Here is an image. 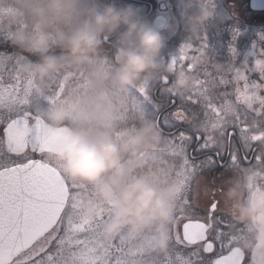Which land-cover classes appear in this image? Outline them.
<instances>
[{
  "label": "snow or ice",
  "instance_id": "obj_1",
  "mask_svg": "<svg viewBox=\"0 0 264 264\" xmlns=\"http://www.w3.org/2000/svg\"><path fill=\"white\" fill-rule=\"evenodd\" d=\"M205 47L204 39L199 46L182 45L169 62L173 70L190 72L195 82L191 94L179 97L181 107L175 112L164 113L148 83L136 87L134 95L111 93L118 128L147 118L158 130L161 126L178 129L160 135V142L149 152L138 154L131 170L132 175L150 171L157 183L171 185L183 208L169 231L168 250L157 264H249L234 243L235 233L243 230L216 214L219 202L215 199L203 212L194 209L189 191L205 169L221 170V183L227 179L225 172L248 171L250 190L264 187V52H256L251 68L242 64L215 71L216 65L193 66ZM24 62L14 52L11 56L0 52V264H142L153 238L145 236L140 248L123 234L103 243L101 228L110 212L85 211L84 203L92 201L94 194L83 185L69 184L59 167L45 158L54 138L45 133L43 117L50 104L71 101L79 94L83 74L57 73L34 80L21 75L19 65ZM249 73H257L259 81ZM162 81V94L177 97L170 90L169 77ZM145 102L151 105L147 114ZM189 112L205 127L203 134L194 132L191 125L180 130L173 124V120L187 122ZM217 134L222 141L219 147ZM230 228L233 234L225 231Z\"/></svg>",
  "mask_w": 264,
  "mask_h": 264
},
{
  "label": "clouds",
  "instance_id": "obj_2",
  "mask_svg": "<svg viewBox=\"0 0 264 264\" xmlns=\"http://www.w3.org/2000/svg\"><path fill=\"white\" fill-rule=\"evenodd\" d=\"M86 3L0 0V41L24 57L25 62L19 65L23 76L41 80L57 73L83 74L84 87L79 94L71 101L66 98L50 104L43 117L45 133L54 138L45 158L59 167L69 184L83 185L94 194L92 201L84 203L85 211L110 212L101 228L103 243L123 234L140 248L144 237L151 236L152 248L142 264H157L168 250L169 231L183 208L173 187L157 183L152 172L131 174L137 155L157 145L160 133L147 118L118 128L111 93H124L144 83L155 85L171 76L170 90L179 98L191 94L195 82L190 72L173 70L161 61L164 38L132 7H85ZM188 3L197 11L188 17L185 28L189 39L196 41L213 16V0ZM170 31H175L174 23ZM109 51L110 58L105 55ZM205 65L209 58L200 50L193 66ZM214 70L222 71L219 66ZM187 123L194 132H205L194 116H189ZM221 144L217 134L216 145ZM229 173L219 189L221 211L243 230L235 233L234 243L249 264H264V187L250 190L252 174L248 171ZM229 233L233 234L231 228Z\"/></svg>",
  "mask_w": 264,
  "mask_h": 264
},
{
  "label": "flooded vegetation",
  "instance_id": "obj_3",
  "mask_svg": "<svg viewBox=\"0 0 264 264\" xmlns=\"http://www.w3.org/2000/svg\"><path fill=\"white\" fill-rule=\"evenodd\" d=\"M91 6L103 8L109 4L116 7H132L142 20L154 30L160 32L164 38V48L161 51L160 59L167 65L174 59L185 44L199 46L200 40L204 39L206 47L205 54L209 58V66L216 65L222 70H227L230 66L239 68L242 64H247L249 68L254 64L257 51L264 52V8L260 6H251L252 0H213V16L205 25L201 39L191 41L186 31L185 25L188 17L197 11L194 5L188 3V0H90ZM173 23L175 31H170ZM236 35L233 40V34ZM115 37L112 38L114 40ZM109 42L105 43L108 48ZM233 49L234 52H231ZM110 58L111 52L105 53ZM253 80L259 81L257 73H249ZM172 77L169 76L171 81ZM163 81L152 85L151 96L156 102L162 105L165 114L175 112L181 107V101L178 97H171L162 94L161 84ZM130 95L135 94V89L127 90ZM144 110H150L151 105L144 103ZM186 108L196 106L185 104ZM197 111L199 109L197 108ZM191 116V112L188 113ZM180 130L187 129L189 124L180 120H173ZM178 129H172L161 126L159 133L161 136H168L169 132H176ZM190 154H193L190 152ZM229 172H225L223 178H228ZM221 170L205 169L199 173L191 182L189 198L192 207L199 212L205 210L213 199L219 202L217 215H222L226 219L221 209L223 207L219 189L222 187ZM181 231V229H180ZM229 231V229H225Z\"/></svg>",
  "mask_w": 264,
  "mask_h": 264
},
{
  "label": "rangeland",
  "instance_id": "obj_4",
  "mask_svg": "<svg viewBox=\"0 0 264 264\" xmlns=\"http://www.w3.org/2000/svg\"><path fill=\"white\" fill-rule=\"evenodd\" d=\"M90 5H91L90 0H87L85 7H90ZM0 52H7L8 54H12L14 52V49L9 47L8 44H4V43L0 42ZM5 80H7V76H5ZM2 129H3V125H0V140H2ZM176 247L181 248L185 252L189 251V249L183 248V246H181V245H177ZM217 248H218V246H217ZM203 255H205V254H203ZM205 256H209V255H205Z\"/></svg>",
  "mask_w": 264,
  "mask_h": 264
},
{
  "label": "water",
  "instance_id": "obj_5",
  "mask_svg": "<svg viewBox=\"0 0 264 264\" xmlns=\"http://www.w3.org/2000/svg\"><path fill=\"white\" fill-rule=\"evenodd\" d=\"M258 5L260 6L259 8H264V0H252L251 2L252 8ZM2 136H3V130H2ZM181 233H182V229H181ZM205 255H210V254H205Z\"/></svg>",
  "mask_w": 264,
  "mask_h": 264
}]
</instances>
